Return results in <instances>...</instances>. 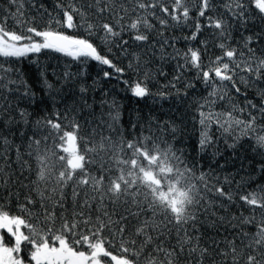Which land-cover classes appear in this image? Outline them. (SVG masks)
<instances>
[{
	"label": "snow or ice",
	"instance_id": "snow-or-ice-1",
	"mask_svg": "<svg viewBox=\"0 0 264 264\" xmlns=\"http://www.w3.org/2000/svg\"><path fill=\"white\" fill-rule=\"evenodd\" d=\"M194 2L193 30L183 37L188 41L186 51L176 49L177 38L169 40L164 32L192 19L188 0H54L52 11L39 0H8L9 7L0 9V58H4L0 60V161L10 160L13 145L9 136L20 130L27 146L23 154L16 146V163L21 174L27 170L29 177L33 173L36 177L23 185L28 193L18 203L19 214L11 215L0 201V230L14 240L6 245L0 232V264H108L102 257L112 264H264V187L249 190L250 175L221 180L214 172H197L174 146L180 131L174 122L150 119L146 128L133 123L129 138L116 128L120 113L113 104L108 134L97 133L95 128L89 133L78 115L91 108L83 95L88 91L84 86L79 89L81 106L57 109L35 122L18 106L19 99L35 93L11 65L13 59L48 50L79 62L89 58L123 73L87 37L66 34L57 27L82 29L109 52L118 48L123 55L128 54L130 41L153 56L158 45L162 58L176 60L169 86L177 97H187L196 81L208 89L206 97L194 101L201 150L212 142L213 124L224 133L235 130L241 136H255L257 147L264 148V31L242 33L241 40L232 43L233 30L249 29L255 18L250 13L252 0ZM254 4L264 23V0H254ZM152 20L159 23V29ZM153 30L160 37L155 43L149 40ZM205 30H210L209 39L201 40L200 47L193 46L191 42ZM125 34L129 39L123 38ZM166 47H172L173 53L168 54ZM217 48L218 55L213 51ZM135 59L139 62L141 58L136 55ZM186 72L194 73L191 79L185 77ZM153 75L146 72L144 81L130 85L131 94L141 99L150 95L146 81ZM155 75L167 73L161 66ZM110 76L104 71L106 79ZM71 79L72 74L65 72L64 80ZM182 81L183 88L179 86ZM44 84L49 92L54 89L46 78ZM253 89L260 103L246 101L238 109L240 116L235 115L236 104L231 110L214 111L212 106L218 101L246 96ZM158 95L164 100L170 93ZM85 124L90 126L89 121ZM259 171L264 174V166ZM12 183L0 167V184ZM33 192L40 197L37 211L29 207L38 202ZM13 195L19 201V193L9 190V199ZM233 205L239 215L232 211ZM114 250L121 255L113 254ZM23 251L29 252L27 260Z\"/></svg>",
	"mask_w": 264,
	"mask_h": 264
},
{
	"label": "trees",
	"instance_id": "trees-1",
	"mask_svg": "<svg viewBox=\"0 0 264 264\" xmlns=\"http://www.w3.org/2000/svg\"><path fill=\"white\" fill-rule=\"evenodd\" d=\"M39 2L49 11H52L54 8V0H39ZM187 6L190 9V16L192 18L187 22V25L172 27L164 32V36L169 40L177 38L175 39V48L181 51L187 50L188 41L184 40L183 37L191 34L196 17L194 0H188ZM8 7V0H0V9H6ZM249 7L250 13L255 18L250 22L249 29L246 30L237 27L233 30L232 43L234 45L237 41L241 40L242 33L246 36L253 32L264 31V23L259 19L260 14L258 9L255 8L254 0H252ZM27 8L34 13V9H31L30 5ZM151 22L155 26V29L160 28L156 20H152ZM8 23L10 27L13 26L11 20ZM57 30L81 38L87 37L97 47L98 52L101 55L108 56L119 68L123 69V73H117L113 69L102 66L89 58H81L82 62H79L72 60L70 57H65L60 53L48 50H44L39 54H29V56L19 60H11V65L19 69L23 78L30 86L31 92L35 93L34 97L22 98L18 102L19 108L26 109L30 113V119L33 122L40 117L54 113L57 109L63 111L67 106L73 104H76L78 107L81 106L82 101L80 100L81 93L79 89L81 86H84L88 91L83 95L87 103L91 105V108L83 109L78 115L80 117V123L85 126V129L89 133L95 128L97 133L103 132L105 135L108 134L109 129L106 125L111 122L108 113L114 110L110 108V105L113 104L115 105V110H118L120 113V119L116 124V128L123 131L129 138L133 131V123L143 125L146 128L150 119H155L160 122L172 121L180 129L176 135L174 146L183 152L189 164L195 165L197 172L201 170L204 172L211 171L221 180L225 176L234 177L235 180H239L242 176L247 178L250 175L252 180L247 185L249 190L255 189L258 185L264 187V174L259 171V168L264 166V148L257 147L255 136H241L235 130L231 134L224 133L213 124L210 131L212 142L201 150L199 146L200 124L198 123L196 103L194 101L202 100L206 97L208 89L200 81H196V87L188 90L187 97L183 95L177 97L175 95V89L169 86V81L172 80L175 72L176 60L162 58L158 45L156 55L153 56L151 52H147L146 54L144 48L136 47L135 42L130 41L127 46L128 54L123 55L120 54L118 48H113L109 52L105 44L95 36L88 37L82 29L69 31L57 27ZM209 31H202L197 40L192 41L191 44L195 47H200L201 40L209 39ZM123 38L129 39V35L125 34ZM159 38L155 30L149 34L151 43H155ZM261 43L264 44V41ZM165 51L171 54L174 49L172 47H166ZM213 51L216 55L220 54V49L218 48ZM136 55H139L141 58L139 62L135 59ZM3 59L0 58V60ZM5 62L7 63L9 61ZM130 64L132 67H129ZM161 66L167 73V76L155 75L157 69ZM104 71L111 73L110 78L106 79L104 77ZM65 72L72 74L71 80H64ZM146 72H152L154 74L146 81L150 95L142 99L137 98L131 94L130 85H135L138 80L144 81ZM193 75V72L185 73L187 79H191ZM45 78L49 83L54 85V89L51 92L45 87ZM125 81L128 83H125ZM179 86L183 88V81ZM161 91L170 93L169 97L161 100L158 95ZM53 98H55V103ZM102 101H107V103L103 104V107L101 106ZM246 101H252L256 104L260 103L256 90L248 91L246 96H233L231 101H218L212 107L215 112H222L224 110H231L233 104H236L237 112L235 115L240 116L241 113L238 109ZM194 117L197 118L193 119ZM243 117L247 119V113H244ZM101 118H103L104 124H101ZM85 121H89L90 126L85 124ZM233 128L235 129V126ZM27 131L28 134H31V129ZM136 131H140L139 126ZM96 139L98 140L99 136ZM168 139L170 141L172 140L170 133L168 134ZM9 140L13 145L12 150L8 153L10 160L7 163L0 161V167H3L5 173L12 177L13 183L11 185L0 184V201L5 204L6 210L11 215H17L19 214L18 203H23L24 197L28 193V189L23 185L29 184L36 177L34 173L29 177L27 170L21 174L20 167L16 163V146H20L21 154H23L27 146L26 137L22 138L20 136V130H16L14 135L9 136ZM8 163H10V167ZM5 179H7V176H5ZM16 181L19 182L17 183ZM42 187L43 185H41ZM233 187H235V184H233ZM9 190L12 193H19V201H17L15 195L9 199ZM67 191L69 194L71 193L70 188ZM32 195L38 202L35 206L29 205V207L33 208V211H37L40 207V197L37 192H33ZM68 204L70 207V198ZM232 211L237 215L240 214V210L235 205H233ZM248 214L247 209H245L244 215ZM248 230L255 232L256 229L254 226H249ZM201 231H203V228ZM0 232L5 237L6 245L11 246L14 244L13 238L5 230H1ZM28 247L30 248V245ZM113 254L121 255L116 250L113 251ZM21 255L27 260L29 252L23 251Z\"/></svg>",
	"mask_w": 264,
	"mask_h": 264
},
{
	"label": "rangeland",
	"instance_id": "rangeland-1",
	"mask_svg": "<svg viewBox=\"0 0 264 264\" xmlns=\"http://www.w3.org/2000/svg\"><path fill=\"white\" fill-rule=\"evenodd\" d=\"M1 231V230H0ZM7 232V231H6ZM58 246V245H57ZM102 260L108 261V264H112V262L109 260V258L105 259V257L101 258Z\"/></svg>",
	"mask_w": 264,
	"mask_h": 264
}]
</instances>
